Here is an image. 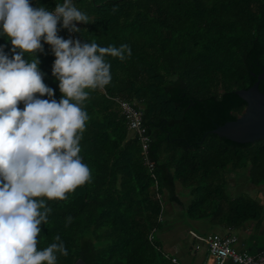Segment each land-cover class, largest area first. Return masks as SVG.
<instances>
[{
	"label": "trees",
	"instance_id": "16d2710c",
	"mask_svg": "<svg viewBox=\"0 0 264 264\" xmlns=\"http://www.w3.org/2000/svg\"><path fill=\"white\" fill-rule=\"evenodd\" d=\"M30 3L51 10L63 0ZM73 3L90 23H77L81 31L72 33L61 21L60 37L101 47L127 44L132 55L123 61L106 57L112 80L84 102L89 121L80 156L92 180L67 200L46 202L52 211L47 225L40 226V248L59 235L68 255L59 256L58 264H75L77 258L87 264H176L156 231L166 205L178 204L183 215L222 228L254 222L246 250L262 249L264 202L250 194H229L224 172L246 169L247 180L262 186L264 195V138L237 142L217 137L211 129L240 115L246 102L235 90L249 87L264 69V0ZM41 42L39 68L58 102L62 94L52 75L55 56ZM0 46L9 58L14 55L3 35ZM258 86L264 92V79ZM114 97L141 106L149 136L145 150Z\"/></svg>",
	"mask_w": 264,
	"mask_h": 264
},
{
	"label": "clouds",
	"instance_id": "9594fccd",
	"mask_svg": "<svg viewBox=\"0 0 264 264\" xmlns=\"http://www.w3.org/2000/svg\"><path fill=\"white\" fill-rule=\"evenodd\" d=\"M61 21L76 33L81 31L76 24L90 18L73 0L53 10L33 7L30 0H0V35L10 40L14 54L9 58L0 46V264H58L59 256L68 255L59 235L39 246L40 226L47 225L52 211L46 202L67 200L91 182V169L80 156L89 121L84 102L112 80L106 57L123 61L132 55L127 44L101 47L64 39L58 35ZM41 41L55 56L58 102L39 68ZM45 95L49 99L38 98ZM66 219L71 223V216Z\"/></svg>",
	"mask_w": 264,
	"mask_h": 264
},
{
	"label": "rangeland",
	"instance_id": "374dc122",
	"mask_svg": "<svg viewBox=\"0 0 264 264\" xmlns=\"http://www.w3.org/2000/svg\"><path fill=\"white\" fill-rule=\"evenodd\" d=\"M224 178L225 189L229 194H250L251 196L264 202L262 186H255L247 180L246 169L226 170L224 172ZM180 198L185 200L187 195L185 193H180ZM253 225L254 222L251 221L246 225V227L236 229L239 232V235L237 234L239 239H244L242 242L243 248L245 249L248 244V236L252 231ZM261 230L263 233H261L260 236L264 239V219L261 224ZM191 231H196L201 234L221 232L218 226L210 224L207 219L190 218L186 214L183 215L181 212V207L178 204H167L165 208L164 221L158 228V231H156V236L159 238V240H161L162 244H165L166 241V244L168 243L170 245L168 239H172V243L175 242V245L178 243L179 248L182 246H187V244H189L188 232L191 233ZM194 261L195 260H193V262ZM190 262L192 261L190 260Z\"/></svg>",
	"mask_w": 264,
	"mask_h": 264
},
{
	"label": "built area",
	"instance_id": "2783aa9c",
	"mask_svg": "<svg viewBox=\"0 0 264 264\" xmlns=\"http://www.w3.org/2000/svg\"><path fill=\"white\" fill-rule=\"evenodd\" d=\"M114 99L118 103L128 128L137 133L142 148L145 150L149 136L145 132V127L142 124L141 106L134 101H129L121 97H114ZM146 163L152 168V161L146 160ZM200 240L206 243L207 252V258L200 264H259L264 261V247L256 253L249 252L243 248L232 226L225 227L224 232H213L212 234L200 237ZM196 247H199V244ZM171 260L176 261L174 257H171Z\"/></svg>",
	"mask_w": 264,
	"mask_h": 264
},
{
	"label": "water",
	"instance_id": "95a60500",
	"mask_svg": "<svg viewBox=\"0 0 264 264\" xmlns=\"http://www.w3.org/2000/svg\"><path fill=\"white\" fill-rule=\"evenodd\" d=\"M261 79H264V69L249 87L235 90L236 95L246 102L243 111L235 119L217 125L211 132L217 137L237 142L264 138V92L258 86ZM75 264L87 263L77 258ZM259 264H264V261Z\"/></svg>",
	"mask_w": 264,
	"mask_h": 264
},
{
	"label": "crops",
	"instance_id": "0c3cea01",
	"mask_svg": "<svg viewBox=\"0 0 264 264\" xmlns=\"http://www.w3.org/2000/svg\"><path fill=\"white\" fill-rule=\"evenodd\" d=\"M219 227V226H218ZM221 232L225 231V228L219 227ZM237 234L239 235L238 230L235 229ZM189 244L187 246H182L179 248V244L175 245L172 239H168L170 242V246L168 243L162 244L163 250L171 257H174L176 261H172L176 264H200L203 260L207 258V252H206V243H203L200 240V237H204L208 234H201L196 231H191L189 233ZM166 240V239H165ZM241 242V240H240ZM162 243V242H161ZM172 243V244H171ZM199 244V247H196V245ZM190 260L192 262H190ZM193 260H195L193 262Z\"/></svg>",
	"mask_w": 264,
	"mask_h": 264
}]
</instances>
